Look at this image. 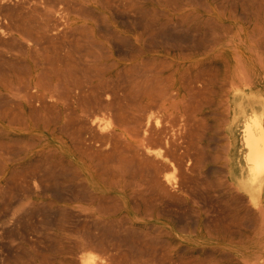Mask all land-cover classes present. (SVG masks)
Returning a JSON list of instances; mask_svg holds the SVG:
<instances>
[{
	"label": "bare ground",
	"instance_id": "bare-ground-1",
	"mask_svg": "<svg viewBox=\"0 0 264 264\" xmlns=\"http://www.w3.org/2000/svg\"><path fill=\"white\" fill-rule=\"evenodd\" d=\"M34 1L0 0V264L37 215L45 264H264V0Z\"/></svg>",
	"mask_w": 264,
	"mask_h": 264
},
{
	"label": "rangeland",
	"instance_id": "rangeland-1",
	"mask_svg": "<svg viewBox=\"0 0 264 264\" xmlns=\"http://www.w3.org/2000/svg\"><path fill=\"white\" fill-rule=\"evenodd\" d=\"M34 1V0H33ZM48 1V2H47ZM53 2V4H52V2ZM56 1H58L59 2V4H58V2H56ZM119 1V2H118ZM118 1H115V0H110V4L111 5H113V8H120V5L122 6V2L125 4V0H118ZM122 1V2H121ZM145 0H140V4L143 6V2H144ZM35 2V1H34ZM41 2H44V3H49V5L47 4V5H43ZM51 2V3H50ZM63 0H45V1H43V0H41L40 1V3L43 5H41V7L43 8L44 7V9L45 8H48L49 9V7L50 6H52V5H54V6H52L55 10H56V7H57V9L59 10V9H61V10H63V9H67V7H69L65 2H63ZM113 2V3H112ZM33 3V2H32ZM56 5H55V4ZM61 3L62 4H64V6L63 5H61ZM71 4H76V2L73 0V1H71ZM123 4V5H124ZM58 5V6H57ZM67 5V6H66ZM61 6H63V8L61 7ZM76 6H78V5H76ZM60 7V8H59ZM151 7V6H150ZM53 8L51 9V10H53ZM111 8H112V6H111ZM147 8H149L148 6H147ZM201 11H202V9H201ZM139 17V14H137L136 15V17ZM223 19H224V22H225V20H228V23H230L231 24V27H232V24L233 23H238L237 21H233V20H235V18L234 17H232V18H229V19H227V18H225V17H222ZM238 18H240V15L238 16ZM262 24H264V22H262V23H260L259 25H262ZM186 26V28H189V29H194V28H197V27H200V28H203V26L205 27V29H204V32H206V29H207V24H206V26L204 25V24H200V25H195V24H193V25H185ZM247 27H251V26H254V23H250V24H247L246 25ZM189 29L187 30L188 31V34H192L193 33V31H189ZM203 30V29H202ZM198 34V32H195L194 31V34ZM216 36V40H219L220 41V33H216L215 34ZM219 36V38H218V36ZM97 48V47H96ZM96 48L93 46V47H89L88 48V50L89 51H91L92 53L93 52H97V53H93L94 54V56L96 55V56H98L99 57V59H101V54H99L100 53V50H98V48H97V50H96ZM93 49V50H92ZM95 50V51H94ZM41 52H43L42 54H40V52H39V55L41 56V57H46V55L48 54V52H44L43 50L41 51ZM99 52V53H98ZM45 53V54H44ZM44 54V55H43ZM43 55V56H42ZM93 58V57H92ZM91 57H90V59H92ZM93 59H96V58H93ZM0 90H2V88H0ZM101 115V114H100ZM101 117H103V116H101ZM103 121H105V120H103ZM210 133H212V129H210V130H208V131H206V134L208 135V134H210ZM127 136H129V139H134V137L132 138L131 136H130V134H128ZM210 143V142H209ZM149 145H150V147H152V148H157L158 146H156L153 142H151V143H149ZM152 145V146H151ZM211 151H213V148H212V146H211ZM68 171H69V174H68ZM55 174H53V178L55 179V180H58V182H56V185L57 186H61L62 187V185H63V187H71V186H75L76 185V178H75V176H74V170L72 169V170H63V171H57V172H54ZM67 173V174H66ZM42 174V173H41ZM59 176V177H58ZM74 176V177H73ZM62 177H63V179H62ZM58 178V179H57ZM210 180H211V178H210ZM74 182V183H73ZM58 183H60V184H58ZM66 184H68V186L66 185ZM1 185V184H0ZM65 185V186H64ZM70 185V186H69ZM5 190H7V189H5ZM5 190H3V191H0V204H3L5 201L6 202H8L9 200L8 199H10V198H6V197H8V196H5V193L6 192H8V191H5ZM5 192V193H4ZM4 193V194H3ZM7 195H8V193H7ZM4 196H5V198H4ZM10 197V196H9ZM3 198V199H2ZM2 200H3V202H2ZM8 200V201H7ZM34 217V218H33ZM38 217H42V216H40V215H37V216H31V219H32V221H31V219H30V217H28V218H26V219H24V221L26 222H24V226H26L27 225V227H22L23 226V223H20L21 225H20V227H22V229H21V234H22V236L21 235H18V234H16V233H14L13 235L11 234V240H9V238H8V241H9V244L11 243V242H13L12 244H14V246L15 247H18L17 245H15L16 243L15 242H17V244L20 246V247H18V250H17V248H16V250L17 251H15L14 249V246L12 245V244H10V246L9 247H6V251L5 250H3V251H5V253L7 252L8 253V256H11V257H13L14 255H15V257H16V255H17V257H16V261H15V257L14 258H11V257H9V262H11L10 264H20V261H22L21 262V264H45L44 262H43V258L42 257H44V256H55V257H66V255L65 254H62V252H63V243L61 244L62 246H60L59 245V243H60V241H59V239L58 238H60V240H61V238L62 239H64V237L66 236H68V237H71L72 236V234H73V231L71 232V230H72V227L69 225L70 223L69 222H65V224L64 223H60V222H55L54 220H48V219H46V218H44V217H42L41 219L40 218H38ZM28 219V220H27ZM35 221H34V220ZM44 219H46V220H44ZM39 220V221H38ZM48 220V221H47ZM38 221V222H37ZM41 221V222H40ZM44 221V222H43ZM45 221H47V222H45ZM33 222V223H32ZM36 222V223H35ZM43 222V223H42ZM48 222H49V224H48ZM52 222V223H51ZM54 222L56 223L55 225H52V224H54ZM39 223V224H38ZM46 223V224H45ZM51 223V224H50ZM30 224H32L33 226H35V225H37L36 226V228L35 227H32V225H30ZM43 225H46V226H44V227H40V226H43ZM48 225H49V228H47L48 227ZM68 225V226H67ZM28 226H29V228H28ZM33 228H31V227ZM37 227L39 228V230L37 229ZM52 227V228H51ZM71 227V228H70ZM31 228V229H30ZM35 228V229H34ZM28 230V232H27V230ZM26 230V231H25ZM31 230V231H30ZM38 230V231H37ZM32 231H34V232H32ZM48 231H49V233H48ZM151 231H148V233H150ZM43 233V234H42ZM44 233H46V234H44ZM48 233V234H47ZM34 234V235H33ZM37 234V235H36ZM51 236H50V235ZM16 235H18V236H16ZM44 235H45V237H44ZM47 235L48 236H50V237H47ZM53 235V236H52ZM14 236V237H13ZM15 236L17 237V238H15ZM39 236V237H38ZM61 236V237H60ZM63 236V237H62ZM24 237V238H23ZM28 237V238H27ZM32 237H34V238H32ZM47 237V238H46ZM52 237V238H51ZM20 238V239H19ZM38 238H41L42 240H40V242H41V244H42V246H39L40 245V242H33L34 243V245L32 244V241H33V239H34V241H39V239ZM51 238V239H50ZM13 239V240H12ZM23 239H25V240H23ZM37 239V240H36ZM54 239V240H53ZM46 240H49V241H46ZM51 240H53L52 242H51ZM31 241V242H30ZM57 241V242H56ZM64 241V240H63ZM27 242V243H26ZM55 242H56V244H55ZM39 243V245H37ZM53 244V246H50V244ZM20 244H22V246L20 245ZM36 244V245H35ZM44 244H49V247H47V248H49V249H47L45 246H44ZM11 246H13L12 247V249L15 251H12V250H10L9 251V249L8 248H10L11 249ZM23 246H25V247H23ZM37 246V247H36ZM22 247V248H21ZM33 247H35V248H33ZM38 247H41V249L40 248H38ZM24 248V249H23ZM27 248V249H26ZM33 248V249H32ZM45 249V250H43V249ZM52 248H54L55 250L53 251V249ZM24 250V252L22 251V250ZM31 249V250H30ZM34 249H35V252H34ZM25 250H27V251H25ZM60 250V251H59ZM182 250V249H181ZM11 251H12V254H10L11 253ZM185 250H183V251H181V253H183ZM15 253H17V254H15ZM22 253H24V255L22 254ZM30 254V256L29 255H27V254ZM34 253V254H33ZM35 253H36V255H35ZM38 253L40 254V253H42L41 255H43V256H41V255H38ZM181 253H180V255H181ZM10 254V255H9ZM20 254H21V257H20ZM13 255V256H12ZM99 256L100 255H98L96 258H99ZM175 256H177V254L175 255ZM19 257V258H18ZM23 257V258H22ZM41 257V258H40ZM11 258V259H10ZM21 259H23V260H21ZM32 261V262H31ZM29 262V263H28ZM39 262V263H38Z\"/></svg>",
	"mask_w": 264,
	"mask_h": 264
},
{
	"label": "crops",
	"instance_id": "crops-1",
	"mask_svg": "<svg viewBox=\"0 0 264 264\" xmlns=\"http://www.w3.org/2000/svg\"><path fill=\"white\" fill-rule=\"evenodd\" d=\"M34 127H35V129H37L38 131H34L33 132V134H39V133H41V132H39L40 131V128L38 127V126H36V124L35 125H33Z\"/></svg>",
	"mask_w": 264,
	"mask_h": 264
}]
</instances>
